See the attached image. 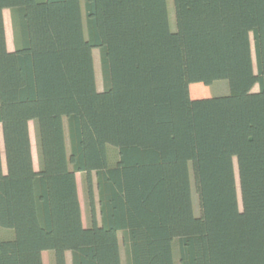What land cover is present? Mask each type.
Wrapping results in <instances>:
<instances>
[{"label": "trees", "instance_id": "1", "mask_svg": "<svg viewBox=\"0 0 264 264\" xmlns=\"http://www.w3.org/2000/svg\"><path fill=\"white\" fill-rule=\"evenodd\" d=\"M172 3L0 0V264H264V0Z\"/></svg>", "mask_w": 264, "mask_h": 264}, {"label": "rangeland", "instance_id": "2", "mask_svg": "<svg viewBox=\"0 0 264 264\" xmlns=\"http://www.w3.org/2000/svg\"><path fill=\"white\" fill-rule=\"evenodd\" d=\"M166 2H167V8H168L169 25L171 29H174L175 26H174L173 3H172V0H166ZM83 4H84V0H81L82 14L84 16ZM3 17H4L6 45H7L8 50H14L15 45H16V34H15V28L13 24L12 10L4 9ZM93 59H94V69H95V76H96V86H97V89L100 91L103 89V83H102V76H101V70H100L99 52L97 49L93 50ZM254 70H255V67H254ZM253 90L254 91L257 90V85L253 87ZM228 92H229L228 82L225 79H220V80L214 81L210 86H208L207 90L204 92L203 95L218 96V95L227 94ZM65 124H66V121H65ZM29 133H30V141H31V148H32L33 164H34V168L38 170L39 169V156H38V144H37V136H36V129H35L34 121L29 122ZM66 143H67V137H66ZM0 145H1L2 168L3 170H5V159H4V152H3V146H2L1 126H0ZM67 150L69 151L68 145H67ZM108 157H109V165H114L118 160L117 149L109 146L108 147ZM75 175H76V181H77L78 197H79L80 206H81L82 223L84 226H89L91 224V219H90V212H89L88 200H87V195H86L84 176L80 172H77ZM190 183H191L193 210H194V213L198 214L199 213L198 198H197V193L194 189L193 176L191 172H190ZM94 193H95L96 206L98 208L96 190ZM98 220H99V215H98ZM8 230H11V229H8ZM1 235L3 237L7 236L6 234H1ZM118 237H119V242H120L122 264H125V261H126L125 247L122 244V232H119ZM176 246H177L176 243H174L173 245L174 251L176 250ZM66 256H67L68 264H70L69 252H67ZM53 257H54V253L52 250L44 251L43 256H42L43 264H53ZM175 258H176L175 262L176 264H178L176 254H175Z\"/></svg>", "mask_w": 264, "mask_h": 264}, {"label": "crops", "instance_id": "3", "mask_svg": "<svg viewBox=\"0 0 264 264\" xmlns=\"http://www.w3.org/2000/svg\"><path fill=\"white\" fill-rule=\"evenodd\" d=\"M1 234H6L7 235L6 237H11L13 235V232L11 230H8V229L0 228V237H3ZM43 253H42V256H43ZM66 263L68 264L67 256H66Z\"/></svg>", "mask_w": 264, "mask_h": 264}]
</instances>
